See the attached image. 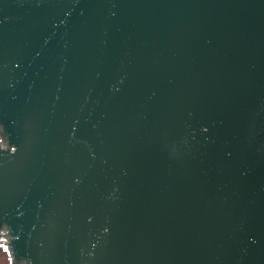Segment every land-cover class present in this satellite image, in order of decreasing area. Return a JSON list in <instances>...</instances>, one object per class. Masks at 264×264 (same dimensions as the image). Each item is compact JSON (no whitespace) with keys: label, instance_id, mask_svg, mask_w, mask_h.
<instances>
[{"label":"water","instance_id":"water-1","mask_svg":"<svg viewBox=\"0 0 264 264\" xmlns=\"http://www.w3.org/2000/svg\"><path fill=\"white\" fill-rule=\"evenodd\" d=\"M0 240L264 264V0H0Z\"/></svg>","mask_w":264,"mask_h":264},{"label":"clouds","instance_id":"clouds-1","mask_svg":"<svg viewBox=\"0 0 264 264\" xmlns=\"http://www.w3.org/2000/svg\"><path fill=\"white\" fill-rule=\"evenodd\" d=\"M9 264H10V261H9Z\"/></svg>","mask_w":264,"mask_h":264}]
</instances>
